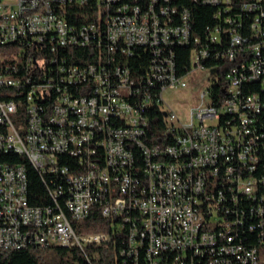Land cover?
I'll return each instance as SVG.
<instances>
[{"label": "built area", "instance_id": "2783aa9c", "mask_svg": "<svg viewBox=\"0 0 264 264\" xmlns=\"http://www.w3.org/2000/svg\"><path fill=\"white\" fill-rule=\"evenodd\" d=\"M189 2L214 7L202 37L176 0H0V249L264 264V0ZM204 68L215 75L185 119L164 93ZM93 208L109 232H79Z\"/></svg>", "mask_w": 264, "mask_h": 264}, {"label": "trees", "instance_id": "16d2710c", "mask_svg": "<svg viewBox=\"0 0 264 264\" xmlns=\"http://www.w3.org/2000/svg\"><path fill=\"white\" fill-rule=\"evenodd\" d=\"M180 3L187 4L192 12L193 30L198 36H203L204 29L207 25L213 23L214 7L200 3H190L189 0H176ZM73 14H69L71 18ZM190 47L178 46L176 48V66L179 74H186L190 69L189 53ZM80 51V49H78ZM84 52V50H83ZM206 67H211L213 61L207 60ZM225 66L218 63L217 74L219 81L214 85V91L220 92V85L224 74ZM12 160H23L27 164L28 174V196L30 203L43 204L47 201L48 196L36 170L28 163L26 159L14 156ZM2 160V159H0ZM79 232H109V220L103 218L93 208L88 217L79 225ZM111 248L112 246L109 245ZM103 245L88 244L84 252L79 248L56 247L53 249L27 247L21 249H0V264H116L114 256L104 255L101 251ZM113 250V248H112Z\"/></svg>", "mask_w": 264, "mask_h": 264}, {"label": "rangeland", "instance_id": "374dc122", "mask_svg": "<svg viewBox=\"0 0 264 264\" xmlns=\"http://www.w3.org/2000/svg\"><path fill=\"white\" fill-rule=\"evenodd\" d=\"M215 75V68L194 69L186 76L187 85L167 90L164 98L178 114L187 119L191 107L201 101L202 92H206ZM207 99V96L206 98ZM101 251L104 255L114 256V250L108 245H103Z\"/></svg>", "mask_w": 264, "mask_h": 264}]
</instances>
